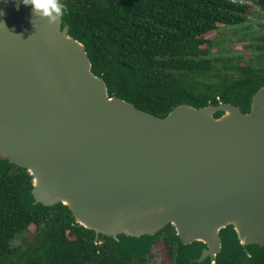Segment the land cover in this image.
Returning <instances> with one entry per match:
<instances>
[{
  "label": "water",
  "instance_id": "water-1",
  "mask_svg": "<svg viewBox=\"0 0 264 264\" xmlns=\"http://www.w3.org/2000/svg\"><path fill=\"white\" fill-rule=\"evenodd\" d=\"M56 4L42 16L0 0V160L30 175L32 205L62 204L96 239L172 225L184 246L203 244L190 264L215 262L226 228L264 247V84L248 112L220 102L156 116L109 92Z\"/></svg>",
  "mask_w": 264,
  "mask_h": 264
},
{
  "label": "trees",
  "instance_id": "trees-1",
  "mask_svg": "<svg viewBox=\"0 0 264 264\" xmlns=\"http://www.w3.org/2000/svg\"><path fill=\"white\" fill-rule=\"evenodd\" d=\"M70 34L86 45L92 71L139 109L165 117L180 104L227 102L243 112L264 84V54L210 58L209 32L247 21L233 0H60ZM264 12V0H257ZM220 115V113H217ZM216 115V116H217ZM26 170L0 160V264H148L162 243L165 263L190 264L203 244L184 246L172 225L140 239H96L62 204L33 206ZM34 227V229H32ZM215 262L264 264V247L243 248L232 228L221 231ZM21 241L19 244L15 242ZM197 264V263H194Z\"/></svg>",
  "mask_w": 264,
  "mask_h": 264
},
{
  "label": "rangeland",
  "instance_id": "rangeland-1",
  "mask_svg": "<svg viewBox=\"0 0 264 264\" xmlns=\"http://www.w3.org/2000/svg\"><path fill=\"white\" fill-rule=\"evenodd\" d=\"M247 4V21L241 25H220L216 30L209 32L207 37L215 41L211 49L210 58L225 60L228 57L256 58L264 54V12L257 0H233ZM34 229V227H32ZM17 240L15 243L19 244ZM165 248L162 243L153 247L152 257L148 264L165 263Z\"/></svg>",
  "mask_w": 264,
  "mask_h": 264
},
{
  "label": "clouds",
  "instance_id": "clouds-1",
  "mask_svg": "<svg viewBox=\"0 0 264 264\" xmlns=\"http://www.w3.org/2000/svg\"><path fill=\"white\" fill-rule=\"evenodd\" d=\"M21 2L24 5L30 4L32 6V15L36 12H39L42 16H50L52 12L60 13L56 0H21Z\"/></svg>",
  "mask_w": 264,
  "mask_h": 264
}]
</instances>
